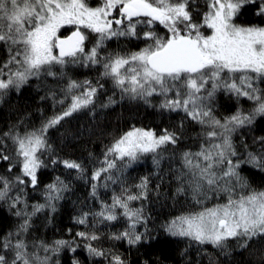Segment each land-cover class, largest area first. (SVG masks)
I'll use <instances>...</instances> for the list:
<instances>
[{
  "label": "snow or ice",
  "instance_id": "1",
  "mask_svg": "<svg viewBox=\"0 0 264 264\" xmlns=\"http://www.w3.org/2000/svg\"><path fill=\"white\" fill-rule=\"evenodd\" d=\"M207 7L202 22L196 23L190 0H100L95 7L87 0H0V46L8 53V59L0 66V96L11 88L18 91L32 77H56V66H60L62 76V69L69 63L101 64V77L112 81L122 99L150 103V97L160 96L163 100L159 107L183 111L197 123L207 125L211 129L206 133L208 144L201 145L199 152H184L182 163L191 176L189 185L194 199L201 195L207 198V188L224 193L226 202L181 215L163 227L170 236L223 251L229 241L235 240L239 247L247 248L251 241L264 237V190L243 191L249 185L237 171L241 163L264 171V153L249 152L245 160L236 163L231 159L236 155L232 133L252 124L257 116L264 117V89L257 86L264 82V27L241 26L234 20L247 7H254L255 15L264 16V0H207ZM141 25L147 29L142 30V36L138 32ZM156 25H162L167 35H158ZM67 26L74 30L62 38L60 31ZM204 28L210 34L205 35L201 30ZM88 33L96 37L90 49L86 48ZM114 37L143 39L145 47L101 56L106 41ZM103 86L69 79L63 91L65 100L70 102L60 113L49 118L40 129L23 135L9 130L0 136V146H5V139L14 146V155L5 154L0 147V162H9V173L16 163L20 165V175L10 179L0 174V200L9 199L17 185L30 184L35 188L37 172L44 166L40 156L50 150L46 133L73 114L95 106ZM221 89L237 98H247L254 107L247 114L237 111L221 122L212 114L208 103ZM114 103L109 97L108 103L101 106L106 108ZM260 139L264 142V137ZM177 140V135L167 130L157 135L152 130L134 127L107 149L92 180L99 181L103 176L106 188L108 181L117 182L112 170L123 172L147 154H153V163L159 166L160 150L175 145ZM63 163L66 168L83 171L79 163L67 160ZM147 184V178H142L136 186L139 194L123 188L121 195H113L110 205L102 203L101 210L94 213L100 222L116 221L117 209L121 210L120 215L129 221L128 229L114 234L113 239L127 240L130 245L142 240L136 227L146 224L143 209L130 207V202L146 198ZM237 187L242 191L237 192ZM96 188L97 184L93 183V196ZM64 191L67 185L59 179L47 185L48 203L34 206V212L46 206L54 210L52 202L60 199ZM196 202L202 203L199 199ZM18 203L20 196L13 199L12 207ZM87 216L85 213L77 223L86 224ZM28 227L26 219L19 232H26ZM77 236L92 241L99 239L85 232H78ZM37 247L44 253L58 254L62 248L69 247V242L57 240L51 247L41 242ZM85 247L91 256H108L91 243ZM27 248L23 240L13 243L6 237L0 242V264H50V256H40L38 251L29 253ZM9 251L10 259L6 254ZM72 264L80 262L74 259ZM109 264H125V261L119 255H112Z\"/></svg>",
  "mask_w": 264,
  "mask_h": 264
},
{
  "label": "trees",
  "instance_id": "2",
  "mask_svg": "<svg viewBox=\"0 0 264 264\" xmlns=\"http://www.w3.org/2000/svg\"><path fill=\"white\" fill-rule=\"evenodd\" d=\"M194 3V11L198 10L196 19L201 20L208 10L207 0H194ZM234 21L241 26L264 27V16L255 15L254 7L245 8ZM142 30L147 29L138 26L141 36ZM155 31L164 36L160 25L155 26ZM66 32L61 34L65 35ZM143 47V39L114 37L106 41L101 56L138 51ZM5 51L0 46V66L8 55H5ZM54 70L57 71L56 77L41 75L39 78H30L18 91L12 88L13 92L7 90L5 95L0 96V136L9 130L23 135L40 129L49 118L60 113L70 102L65 100L63 91L69 79L81 83L87 80L93 85L99 83L104 86L98 91L95 106L73 114L48 130L46 138L50 150L40 156L44 166L37 172L38 183L35 188L30 184L17 185L9 199L0 200V242L6 237L13 243L18 239L23 240L29 253L38 251L40 256H50V264H72L74 259L80 264H109L112 255H119L125 264H264V237L251 241L247 248L239 247L235 240L229 241L228 248L222 251L211 245H199L184 237L170 236L164 231L163 226L181 215L226 202L224 193L208 191L207 188V198L201 195L194 199L189 185L191 176L182 163L184 152L196 153L200 151L201 145L208 144L206 133L211 129L207 125L197 123L183 111L159 107L163 100L160 96L150 97V103L128 97L122 99L112 81L101 77V64L85 66L83 63H69L62 69V76L59 74L60 66ZM257 86L264 89V82H259ZM109 97L115 103L102 107L108 103ZM208 103L212 114L221 122L237 111L246 113L252 106V101L247 98H237L223 89L218 90ZM134 127L152 130L157 135L167 130L175 133L178 140L175 145L169 144L160 150L157 157L159 166L153 163V154H147L123 172L112 170L116 183L108 181V187L105 188L103 176L101 180L93 181L92 175L101 167L107 149ZM261 137H264L262 116L250 125L237 128L231 136L236 151V155L231 157L233 162L245 160L249 152L264 153ZM0 147L5 154L14 155L11 140L5 139V146ZM65 160L79 163L83 171L66 168L63 163ZM8 164V161L0 162V174L10 179L20 175L18 163L11 173L7 172ZM237 171L249 185L243 191L264 190V171L246 163H241ZM142 178L148 181L146 198L130 202V207L143 209L146 224L137 225L136 231L143 238L139 243L130 245L127 240L112 238L114 234L128 229L129 221L120 215L121 210L117 209L116 221L100 222L94 213L101 210L102 203L110 205L113 195H121L123 188H127L131 194H139L140 189L136 186ZM57 179L67 185V191L52 202L54 210L46 206L34 212V206L48 203L47 185L56 183ZM93 183L97 184L96 196L92 195ZM236 191L242 190L237 187ZM16 196H20V203L12 207ZM197 199L202 203H197ZM17 212L22 214L17 215ZM85 213L88 214L87 223H77ZM26 219L29 225L27 231L19 232L20 225ZM78 232L95 234L99 239L86 240L77 236ZM57 240L68 241L69 247L62 248L58 254L44 253L37 247L41 242L51 247ZM89 243L105 251L108 256H91L85 247ZM71 248H75V252ZM6 254L10 259L11 252Z\"/></svg>",
  "mask_w": 264,
  "mask_h": 264
},
{
  "label": "rangeland",
  "instance_id": "3",
  "mask_svg": "<svg viewBox=\"0 0 264 264\" xmlns=\"http://www.w3.org/2000/svg\"><path fill=\"white\" fill-rule=\"evenodd\" d=\"M88 3H89V5L90 6H93V7H95V6H97L99 3H100V0H88L87 1ZM190 3H191V11H192V13H193V21L194 22H196V23H200V22H202V19L201 20H198V18L196 19V16L197 15H195L197 12L196 11H198L197 9L194 11V6L196 7V5H195V3H194V0H190ZM208 11V10H207ZM206 11V12H207ZM205 12V13H206ZM202 18H203V16H202ZM235 22V21H234ZM236 23V22H235ZM237 24V23H236ZM160 27L162 28V30H163V32H164V36H166L167 35V30L162 26V25H160ZM70 30H74V28L72 27V26H67V27H65V28H62L61 29V31H60V36L63 38V37H66V36H68V35H70L71 34V31ZM203 32H204V34L205 35H208V34H210V30H208V29H206V28H204V29H201ZM69 31V33L67 34V32ZM85 31H87V30H85ZM61 32L63 33V32H66V34L65 35H62L61 34ZM95 39H96V37H95V35L94 34H91V33H88V40L86 41V48L87 49H90L92 46H93V44H94V41H95ZM93 41V42H92ZM4 53H6L5 55H7L8 53H7V51H5ZM5 59L7 60L8 59V55H7V57H5ZM6 60H4V62L6 61ZM7 72V71H6ZM5 79H6V76L4 77ZM32 78H34V77H32ZM9 91L10 92H13L14 90H12V88L11 89H9ZM8 91V92H9ZM251 107H250V109L246 112V113H244V114H247V113H249L251 110H252V108L254 107V105H253V102L251 103ZM259 117H261V116H257L256 118H255V120L256 119H258ZM247 125V124H246ZM245 126V125H244ZM240 128V127H239Z\"/></svg>",
  "mask_w": 264,
  "mask_h": 264
},
{
  "label": "bare ground",
  "instance_id": "4",
  "mask_svg": "<svg viewBox=\"0 0 264 264\" xmlns=\"http://www.w3.org/2000/svg\"><path fill=\"white\" fill-rule=\"evenodd\" d=\"M70 31H72V30H70ZM69 33V31L67 32V34ZM87 69L89 70V68L87 67ZM85 71V70H84ZM84 73V72H83Z\"/></svg>",
  "mask_w": 264,
  "mask_h": 264
}]
</instances>
